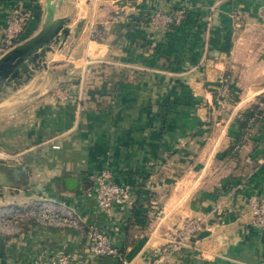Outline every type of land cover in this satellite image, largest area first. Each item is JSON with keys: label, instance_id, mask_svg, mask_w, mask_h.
Returning <instances> with one entry per match:
<instances>
[{"label": "crops", "instance_id": "obj_1", "mask_svg": "<svg viewBox=\"0 0 264 264\" xmlns=\"http://www.w3.org/2000/svg\"><path fill=\"white\" fill-rule=\"evenodd\" d=\"M116 2L54 0L66 34L0 97V206L44 197L82 218L79 228L29 218L20 233L0 231V264H51L62 253L73 264H123L90 252L89 223L129 264H148L188 218L203 219V230L170 264H264V230L251 225L248 202L264 195V116L234 149L264 102V0ZM17 4L33 15L24 40L41 28L46 0H0V41ZM116 11L124 21L109 22ZM158 11L181 18L163 32L149 23ZM222 75L234 81L224 111ZM103 169L131 187L133 209L99 210Z\"/></svg>", "mask_w": 264, "mask_h": 264}, {"label": "built area", "instance_id": "obj_2", "mask_svg": "<svg viewBox=\"0 0 264 264\" xmlns=\"http://www.w3.org/2000/svg\"><path fill=\"white\" fill-rule=\"evenodd\" d=\"M33 18L30 9L22 4H17L11 11L5 26L4 35L0 41V56L8 50L24 41L26 29ZM180 14L158 11L149 17L156 29L167 31L168 28L179 21ZM121 11L109 17V22L115 23L124 21ZM92 37L102 38L98 30H94ZM219 105L220 110L227 108L230 100V93L233 86V78L222 75L220 77ZM57 97L65 98L66 91L59 90ZM258 110L250 119V126L245 135L235 144L238 150L243 142L251 138L254 133V124L263 118L260 109L264 102L258 104ZM58 147V146H55ZM96 185L95 197L100 211L109 212L112 208H118L125 212L135 206V199L131 194V187L121 185L111 179V173L103 169L94 176ZM250 212L252 214V226L264 230V195L252 194L248 198ZM158 205V203H157ZM34 219L42 226L71 227L79 228L82 225V218L77 211L63 203L41 197L38 200L26 204L15 203L0 206V231L7 235H15L24 230V223L27 219ZM204 220L201 218H188L182 225L177 226L168 234L166 242L150 255L148 264H170L171 256L183 248L190 247L199 233L203 230ZM119 230L118 227L115 228ZM87 245L90 252L96 256H113L123 264H129L128 259L122 254L121 248L113 242V237L96 223H89L86 226ZM203 255V254H202ZM71 255L62 253L55 258L46 261L51 264H73Z\"/></svg>", "mask_w": 264, "mask_h": 264}, {"label": "water", "instance_id": "obj_3", "mask_svg": "<svg viewBox=\"0 0 264 264\" xmlns=\"http://www.w3.org/2000/svg\"><path fill=\"white\" fill-rule=\"evenodd\" d=\"M116 5L119 9L134 7L137 0H117ZM67 21V17L56 15L54 0H46L45 16L39 31L0 57V97L7 88L22 84L24 76L30 77L34 69L43 65L47 53L66 34ZM7 171L11 173V170Z\"/></svg>", "mask_w": 264, "mask_h": 264}, {"label": "trees", "instance_id": "obj_4", "mask_svg": "<svg viewBox=\"0 0 264 264\" xmlns=\"http://www.w3.org/2000/svg\"><path fill=\"white\" fill-rule=\"evenodd\" d=\"M258 110V107L256 106V107H254L251 111H249L248 113H247V116L249 117L248 118V121H247V123H246V125H247V127H249L250 126V118H252L254 115H255V113H256V111ZM260 113L264 116V107L262 108V109H260ZM253 126H255V124L253 125ZM136 204V203H135Z\"/></svg>", "mask_w": 264, "mask_h": 264}, {"label": "rangeland", "instance_id": "obj_5", "mask_svg": "<svg viewBox=\"0 0 264 264\" xmlns=\"http://www.w3.org/2000/svg\"><path fill=\"white\" fill-rule=\"evenodd\" d=\"M220 86H221V84H220ZM220 90V89H219ZM220 96V95H219ZM221 97V96H220ZM12 203H15V204H17V205H20L21 203L20 202H11V203H8V204H12ZM23 203H25V202H23ZM2 205H7V204H1V206Z\"/></svg>", "mask_w": 264, "mask_h": 264}]
</instances>
